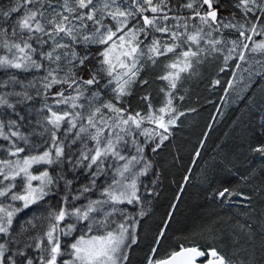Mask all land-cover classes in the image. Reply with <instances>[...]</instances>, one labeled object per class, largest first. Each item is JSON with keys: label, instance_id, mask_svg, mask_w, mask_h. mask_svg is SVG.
I'll list each match as a JSON object with an SVG mask.
<instances>
[{"label": "snow or ice", "instance_id": "snow-or-ice-1", "mask_svg": "<svg viewBox=\"0 0 264 264\" xmlns=\"http://www.w3.org/2000/svg\"><path fill=\"white\" fill-rule=\"evenodd\" d=\"M14 13L19 15L12 19ZM0 17L12 20L10 30L0 25V70L7 74L0 88L11 87V91L0 93V108L11 110L24 121L26 117L17 105L40 98L35 122L39 130L25 133L18 120L0 119V140L8 142L0 148L14 158L0 159V264H126L127 250L137 243L135 227L139 221L134 217H128L131 224L117 221L116 215L123 216L126 211L117 206L141 204L137 181L151 168L149 162L136 168L145 157L144 145L134 137L139 134L156 140L153 153L168 140L170 127L184 115L173 105L181 74L195 75L196 65L203 63L209 52L223 56L221 72L230 68L250 72L249 59H255L252 54L259 55L262 59L256 63L261 68L250 75L264 79V39H253L264 37V0H230V6L225 0H15L14 6L0 10ZM220 45H225L226 51ZM92 46H97L95 54ZM170 53L173 55L166 64L170 70L159 77L168 82V90L161 89L166 96L164 106L146 115L128 112L122 106L123 98L132 94L144 67L142 58L156 64L159 57ZM93 59L99 67L92 64ZM11 70L31 74V79L26 81ZM231 74L235 80L236 72ZM104 76L108 79L103 88L113 94L107 100L100 92ZM233 86L229 81L228 88ZM86 105L87 114L83 111ZM145 122L156 128L143 127ZM45 135L42 144L30 139ZM129 136L137 155L124 154ZM45 144L49 147L40 151ZM73 145L78 155L71 151ZM251 151L264 156V145ZM34 165H55L70 172L80 170L81 174L86 170L88 183L73 189L74 177L61 173L57 178L48 169L36 175ZM255 171L242 179H251ZM59 180L65 182L64 206L44 217L47 224L41 226L42 234L26 235L29 230L24 226L15 232L16 216L44 200ZM33 181L39 184L34 186ZM97 190L96 198L86 195H95ZM216 195L225 203L239 197L245 207H250L252 200L251 195L230 187ZM5 198L12 203L4 202ZM82 198L87 203L77 206L75 202ZM260 216L258 227L245 223L239 232L249 245L259 234L264 250V211ZM27 223L36 227L31 220ZM167 227L165 223L157 234L156 245L166 239ZM198 235L200 240L179 244L165 258L149 257L147 264H256L254 250L253 259L241 257L249 248L240 238L234 236L229 253L221 246L223 237L214 227L201 228ZM30 249L37 255H31ZM155 252L153 248V256Z\"/></svg>", "mask_w": 264, "mask_h": 264}, {"label": "trees", "instance_id": "trees-1", "mask_svg": "<svg viewBox=\"0 0 264 264\" xmlns=\"http://www.w3.org/2000/svg\"><path fill=\"white\" fill-rule=\"evenodd\" d=\"M14 4L15 0H0V10H7ZM225 4L230 6V0H225ZM18 15L19 13H14L12 19ZM11 22V19L0 17V25L9 28V30ZM156 35L160 36L161 34L157 33ZM225 35L229 39L232 38L227 31ZM253 39L259 41L264 37L254 36ZM96 47L92 46L91 48L93 54L96 52ZM218 47H222L226 51L225 45ZM172 55L170 53L168 56L159 57L156 64L142 58L144 67L136 84L132 86V94L123 98L122 106L128 112L133 114L140 112L141 115H146L149 111L164 106L166 96L165 91L161 89L168 90V82L159 79V77L170 70L166 68V64ZM252 55L255 56V59L250 58L249 64L252 65L250 72L254 73L261 68L256 60L262 59V57L256 54ZM203 56L204 54H202ZM235 63L236 61H230V64ZM92 64H96L95 59L92 60ZM222 66L223 56L209 52L204 58V62L196 65L195 75L181 74V79L174 90L173 105L177 113L183 112L184 115L179 116L175 126L170 127L171 135L157 152L151 151L156 140L139 134L134 137L137 142L144 145L143 155L145 157V160L136 164V168L143 167L145 162L151 163V168L147 175L140 176L137 181L141 204L117 206L126 210L123 216L116 215L117 221H127L131 224L132 220L128 217H134L139 221L135 227L137 243L127 250L128 261L126 264H147L149 257L165 258L179 244L190 239L200 240L198 231L209 226L214 227L222 235L221 246L230 253L233 248L234 236L245 243L243 235L239 232L240 225L250 223L254 228L258 227L260 214L264 211V156L252 152L251 149L264 145V79L257 75H250V72H237L234 68L221 72ZM248 66V64L242 65V67ZM96 67L99 65L96 64ZM11 71L15 73V70ZM232 72H236L235 80H233ZM15 74L25 78L26 81L31 79V74ZM6 79L7 74L0 70V81ZM107 79L104 76L100 85L101 98L104 100L113 95L109 89L103 88ZM140 80H147L148 83L141 84ZM216 80H219L220 83L215 84ZM229 81H233L232 88H228ZM17 90H19L18 86ZM5 91H11V87L0 88V93ZM32 91L34 92V90ZM52 91L55 92L56 88H53ZM145 96L148 97V100L143 99ZM39 100L40 98H37L23 106L17 105V110L26 117L24 121H19V118L7 108H0V113H7L6 116H0V119L18 120L23 125L20 130L25 133L30 132L33 128L39 130L35 123L39 119L37 113V109L40 107ZM48 102L53 103L51 99ZM149 104L152 105V109H149ZM60 107L71 111L66 105ZM88 110L86 105L83 111L87 114ZM165 118L167 119V116ZM143 127L156 128L154 124L147 122ZM156 130L160 131L158 128ZM30 139L42 144L47 136H32ZM132 139L133 137H128V151L124 153L126 156L137 155L135 146L131 143ZM87 143L92 144L91 141H87ZM0 145L6 147L8 142L0 140ZM47 147L49 145L45 144L39 150L43 151ZM28 150L26 147V153ZM71 151L78 155L76 145L71 147ZM197 152H199V156L196 155ZM26 153H21V156ZM2 158L14 159L7 157L4 148H0V159ZM119 163L124 162L120 161ZM44 169H48L50 175L57 178L61 173L69 179L74 177L73 189L88 183L86 170L84 174H81L80 170L70 172L66 168H57L55 165L51 167L34 165L32 171L39 175L40 171ZM253 169L256 171L251 179L247 181L242 179V177L248 176ZM16 183L20 184L21 181L17 179ZM33 184L34 186L38 185L39 181H34ZM224 187L237 188V190L251 195L250 207H245L239 197H232L226 203L222 202L216 193ZM65 194H67L65 182L59 180L58 184L52 186L50 194L44 200L16 216L13 222L14 231L19 232L21 226H24L29 230L26 235L42 234L41 226L47 224L44 217L49 212L64 206L61 198ZM98 194L99 190L95 195L92 193L86 195L96 198ZM4 202L12 203L7 198ZM81 202L87 203L83 198L75 203L79 206ZM15 203L20 204L21 202ZM141 211L145 213L142 217L139 215ZM169 215H171L170 220ZM29 220L36 225L35 228L27 223ZM165 223L168 224L165 230L166 239H163L160 245H156L154 241ZM0 241L3 242V239L0 238ZM245 246L249 248V252L241 253V257L247 255L249 259H253L251 253L254 250L256 264H264V250L261 249L259 234L256 235L254 243L250 245L245 243ZM153 248H156L154 256ZM29 252L33 256L37 255L31 249Z\"/></svg>", "mask_w": 264, "mask_h": 264}, {"label": "rangeland", "instance_id": "rangeland-1", "mask_svg": "<svg viewBox=\"0 0 264 264\" xmlns=\"http://www.w3.org/2000/svg\"><path fill=\"white\" fill-rule=\"evenodd\" d=\"M117 70H121V69H117ZM238 72V71H237ZM34 182V181H33ZM15 220V219H14ZM1 242V241H0Z\"/></svg>", "mask_w": 264, "mask_h": 264}]
</instances>
